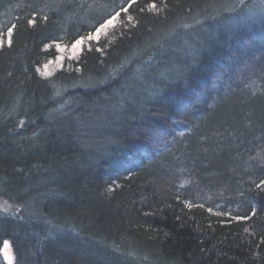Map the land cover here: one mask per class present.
Listing matches in <instances>:
<instances>
[{"label":"trees","instance_id":"1","mask_svg":"<svg viewBox=\"0 0 264 264\" xmlns=\"http://www.w3.org/2000/svg\"><path fill=\"white\" fill-rule=\"evenodd\" d=\"M0 199L9 264H264V0H0Z\"/></svg>","mask_w":264,"mask_h":264},{"label":"rangeland","instance_id":"2","mask_svg":"<svg viewBox=\"0 0 264 264\" xmlns=\"http://www.w3.org/2000/svg\"><path fill=\"white\" fill-rule=\"evenodd\" d=\"M115 23L116 22L113 21V23L110 24V25H107V27L99 28L100 31L94 33L91 36L92 38L90 39V42L92 43V42H94L95 40H97L100 37L101 38H104L105 34L107 33V30L110 27H112ZM73 46L70 49H68L67 51L66 50L64 51V49L59 48V52L62 55H60L59 52H58L59 55L57 56V58L53 62H51L50 64H48L46 66L47 68L45 67V72L48 73V74L49 73L51 74L55 70V68H57L60 65V62L64 59V58H62L63 55H66L67 57H69V56H75L76 53L79 51L80 45L78 47H76V48H74ZM13 210H14L13 207H11L6 202H4V201H2L0 199V212H6V213H8V212L13 211ZM0 257H1V260L3 262L8 263V264L9 263H12V252H11V248H10V246L8 244H5V246L1 247V249H0Z\"/></svg>","mask_w":264,"mask_h":264},{"label":"snow or ice","instance_id":"3","mask_svg":"<svg viewBox=\"0 0 264 264\" xmlns=\"http://www.w3.org/2000/svg\"><path fill=\"white\" fill-rule=\"evenodd\" d=\"M113 21L112 20H109L107 21V23L105 25H102V28L103 27H107V25H110L112 24ZM100 30L98 29L97 32H99ZM11 33V29H9V34ZM92 37H89V39H91ZM98 38V37H97ZM82 43V40H77L76 41V44L73 46L74 48L78 47L80 44Z\"/></svg>","mask_w":264,"mask_h":264}]
</instances>
